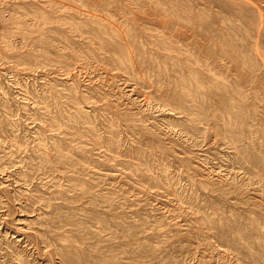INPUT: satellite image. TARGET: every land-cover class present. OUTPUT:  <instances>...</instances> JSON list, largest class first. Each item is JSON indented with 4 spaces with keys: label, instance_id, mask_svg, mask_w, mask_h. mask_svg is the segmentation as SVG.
Instances as JSON below:
<instances>
[{
    "label": "rangeland",
    "instance_id": "374dc122",
    "mask_svg": "<svg viewBox=\"0 0 264 264\" xmlns=\"http://www.w3.org/2000/svg\"><path fill=\"white\" fill-rule=\"evenodd\" d=\"M0 264H264V0H0Z\"/></svg>",
    "mask_w": 264,
    "mask_h": 264
}]
</instances>
